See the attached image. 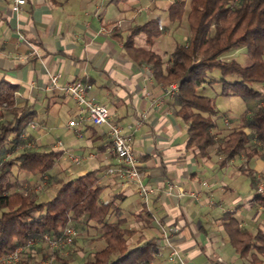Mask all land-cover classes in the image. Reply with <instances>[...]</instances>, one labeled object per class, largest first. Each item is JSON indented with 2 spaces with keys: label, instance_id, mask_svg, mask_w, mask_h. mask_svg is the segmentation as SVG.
<instances>
[{
  "label": "crops",
  "instance_id": "0c3cea01",
  "mask_svg": "<svg viewBox=\"0 0 264 264\" xmlns=\"http://www.w3.org/2000/svg\"><path fill=\"white\" fill-rule=\"evenodd\" d=\"M11 1L0 0V80L16 85V107L33 112L23 131L26 139H34L38 146L34 149L61 150L48 172L29 173L38 178L35 185L39 186L41 176L70 179L97 169L98 182L105 186L100 201L118 195L113 204L120 210L118 217L135 230L129 238L136 236V243L143 234L159 241L160 253L151 264H253L235 251L220 216L231 211L241 228H264V207L250 193L243 199L230 197L228 184V171L231 179L242 173L255 193V184L244 168L254 176L264 175L263 157L246 160L240 152L220 164L216 145L208 155L186 146L187 124L177 114L175 94L154 77L150 63L135 59L124 44L130 28L159 18L162 32L152 45L146 43L142 31L132 36V42L161 53L167 61L180 27L168 28L175 22L168 18V5L174 0H25L18 11L11 9ZM56 72L59 77L52 84ZM76 78L89 82L88 97L106 105L110 120L130 135L142 180L153 188L147 200L140 198L132 184L124 186L106 172L117 160L105 124L84 119L81 135L68 126L70 119H77V109L63 84ZM0 110V121L11 118ZM216 126L223 132L224 124L216 122ZM68 150L83 159L71 163ZM55 188L56 184L47 198ZM115 217L113 213L109 216L110 220ZM173 250L176 255L169 260ZM257 255L260 261L256 264H264V253Z\"/></svg>",
  "mask_w": 264,
  "mask_h": 264
},
{
  "label": "trees",
  "instance_id": "16d2710c",
  "mask_svg": "<svg viewBox=\"0 0 264 264\" xmlns=\"http://www.w3.org/2000/svg\"><path fill=\"white\" fill-rule=\"evenodd\" d=\"M183 17L188 31L186 39L174 44L167 61L161 53L132 42V36L142 31L146 43L152 45L162 32L159 18L130 28L124 42L127 51L135 59L150 63L159 81L178 84L174 103L177 114L187 124L186 146L208 155L210 147L216 145L220 164L240 152L246 160L255 155L264 159V103L256 104L241 124L222 134L216 129L219 112L212 97L198 91L206 82L213 81L206 74L216 68L221 95H238L244 101L261 95L253 84L264 85V0H189L187 4L184 0L172 1L168 5L169 20L179 26ZM239 47L245 48L246 63L224 58L225 52ZM231 76L235 79L230 80ZM15 90L16 85L0 80V107L11 114L9 120L0 121V255L28 236H41L44 232L58 236L67 224L93 221L101 225L99 237L104 244L86 264H151L160 253L159 241L140 234L134 245L128 244L127 239L135 230L124 225L125 218L118 217L120 210L113 206L117 194L100 201L105 186L98 182L97 169L70 179H56L53 195L43 200H38L37 193L31 190H11L8 183L13 177L12 166L18 172L42 175L53 168L61 153L28 148L6 156L13 140L16 144L26 142L20 134L33 115L27 107L15 106ZM244 169L256 185L252 171ZM11 182L18 187L17 180ZM253 197L264 207V195L255 192ZM111 213L116 216L114 220L109 218ZM220 217L235 251L253 264L259 262L257 254L264 253V228H241L231 211ZM55 256L60 264H72ZM16 263L29 264V260L23 256Z\"/></svg>",
  "mask_w": 264,
  "mask_h": 264
},
{
  "label": "rangeland",
  "instance_id": "374dc122",
  "mask_svg": "<svg viewBox=\"0 0 264 264\" xmlns=\"http://www.w3.org/2000/svg\"><path fill=\"white\" fill-rule=\"evenodd\" d=\"M175 24L176 22L172 23L168 26V28L174 26ZM179 26L180 27L178 31L174 33L173 38L177 39L179 42H182L186 39L185 34L187 33V27L185 23ZM166 49L168 50V46H166ZM224 58H234L242 64L248 61L245 48L243 47H239L225 52ZM206 78L211 79L213 81L211 83L206 82L204 85L198 88V91L199 93L212 97L215 106L219 112L216 118L217 125L222 126L224 124L225 126L223 132H221L222 134H226L230 128L241 124L245 116H247V114L256 104L264 103V85L254 83L253 86L260 89L261 95L259 97L244 101L238 95L220 94L221 83L219 82L220 73L218 69L215 68L209 71L206 74ZM229 79L234 80L235 77L231 76L229 77ZM1 114L2 112L0 110V119ZM226 121L228 123H225ZM13 141L14 142L9 144L10 151L7 153V157H12L24 149L38 148V146L34 142V139L30 136L27 137L26 142L21 144H16L15 140ZM12 173L14 178L12 177V179L9 180L8 184L12 186L11 180L16 178V180L21 186V189L24 191L31 190L36 192L38 195V200H43L47 198L48 192L54 189V185L56 183L55 180L58 179L56 175L45 177L41 176L39 177V186H37L35 184L38 181V178H33L29 173L23 171L18 172L15 166H12ZM230 175L231 172L228 171V184H230L232 187V191H230V197L239 195L241 196V199H243V197H246V195H248L247 193H250V197L253 196V190L250 186L249 181L245 178L246 176L244 174H239L237 179H231ZM104 196L105 192L101 194V198H103ZM239 201V203L243 202V200ZM234 203L235 202L231 204V207H234ZM74 223V226L78 231V235L72 244L56 248L52 247L48 240L44 238L42 240H39L38 238L34 241L33 246L30 249L31 255L25 257L27 258V260H29V264H38L40 261L44 262V264H60V262L55 256L56 254L61 259L69 260L72 264H86V261L91 258L92 253L102 247L104 244L103 240L99 237L100 230H102L101 225L93 221H75ZM135 237L134 239L129 238L128 244L130 246L135 243Z\"/></svg>",
  "mask_w": 264,
  "mask_h": 264
},
{
  "label": "built area",
  "instance_id": "2783aa9c",
  "mask_svg": "<svg viewBox=\"0 0 264 264\" xmlns=\"http://www.w3.org/2000/svg\"><path fill=\"white\" fill-rule=\"evenodd\" d=\"M24 2L25 0H12L10 7L13 11H18ZM58 77L59 72H56L51 76L52 84H55ZM90 86L89 82L82 78H76L63 84L65 91L69 92L74 98L77 109V119H70L68 121V126L73 127L77 135H81L80 128L83 125L84 119L95 125L105 124L107 126L110 147L117 160L115 165L106 168V172L116 176L124 186L132 184L140 198L147 200L148 196L153 192V188L142 180L141 169L137 158L135 157L131 137L122 132L121 125L118 122L110 120V112L106 105L98 103L88 97L87 94ZM167 90L172 95L176 94L178 84L176 82H171L168 84ZM225 123L228 122L226 121ZM20 136L26 138L24 131L21 132ZM58 145H61L60 141H58ZM66 156L71 163H78L84 157L71 150L66 151ZM88 156H93V154L89 153ZM255 178L257 180L255 192L264 195V175L256 174ZM173 230H175V228H173ZM77 235L78 231L76 227L73 224H67L58 236H52L48 232H44L41 236L37 237L29 236L23 242L16 244L2 253L0 255V263L14 264L23 256L26 257L27 254L31 255L30 249L32 248L34 241L38 238L39 240H42L43 238L48 240L52 247L57 248L72 244ZM175 255L176 251L173 250L168 256V259L173 260ZM38 264H44V262L40 261Z\"/></svg>",
  "mask_w": 264,
  "mask_h": 264
}]
</instances>
